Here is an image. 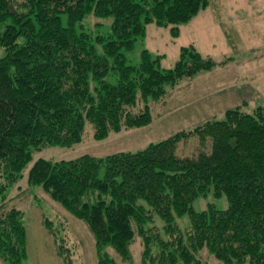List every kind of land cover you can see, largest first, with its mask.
<instances>
[{
	"label": "trees",
	"instance_id": "trees-1",
	"mask_svg": "<svg viewBox=\"0 0 264 264\" xmlns=\"http://www.w3.org/2000/svg\"><path fill=\"white\" fill-rule=\"evenodd\" d=\"M209 2L0 0V47L5 49L0 57V259L5 264H22L27 257L23 211L6 208L5 200L33 151L74 147L83 140L87 122L98 140L149 125L150 100L162 98L169 85L212 70L216 62L194 45L182 47L171 69H162L148 49L138 64H131L128 54L145 37L147 24L172 26L178 35L180 25ZM90 12L113 16L112 32L93 36L78 29ZM216 17L237 53L240 38L226 29L218 10ZM113 75L116 82L110 81ZM193 136L200 139V150L178 155L180 143ZM28 182L43 186L89 225L98 264H115L107 247L131 261L134 226L146 264H203L205 248L226 264H264L262 104L230 108L222 120L181 130L137 152L57 162L40 158ZM210 192L225 194L228 208L209 204L195 210L194 201ZM154 214L165 222L163 234L157 226L146 227ZM185 214L190 226L183 230L177 216Z\"/></svg>",
	"mask_w": 264,
	"mask_h": 264
},
{
	"label": "rangeland",
	"instance_id": "rangeland-1",
	"mask_svg": "<svg viewBox=\"0 0 264 264\" xmlns=\"http://www.w3.org/2000/svg\"><path fill=\"white\" fill-rule=\"evenodd\" d=\"M217 10L227 24L226 29L233 36L237 33L241 40L235 42L237 53L217 20ZM62 18L68 25L67 16ZM113 22V16L99 17L90 12L78 29L93 36L108 35L112 32ZM190 45L202 55L213 58L216 65L193 79H183L176 85L167 86V93L162 98L150 100L152 122L149 125L111 132L107 138L98 140L94 136L93 124L87 122L83 140L74 147L48 146L33 151L23 177L9 188L5 200L6 208L23 211L27 227V257L22 264L99 263L95 237L89 225L54 201L43 186L29 184L28 174L36 160L45 158L57 162L86 154L105 158L117 152H137L181 130H192L208 120H222L226 111L236 107L241 100H247L248 109L264 105V73H261L262 66L264 69V0H210L191 21L180 25L178 35L173 33L172 26L147 24L145 37L137 41L128 58L131 64H138L143 50L148 49L153 57H159L162 69H171L180 59L182 47ZM99 51H102L101 46ZM3 56L5 49L0 47V57ZM110 81L116 82V77L113 75ZM198 150L200 139L193 136L180 143L177 153L190 156ZM209 204L220 209L229 206L225 194L216 196L213 192L193 203L197 211L207 209ZM177 222L186 230L190 226L189 215L177 216ZM164 225L163 218L154 214L153 221L146 227L157 226L163 234ZM134 229L131 261L125 260L112 247L104 250L115 264H146L143 239L136 226ZM200 255L203 264H226L207 248ZM0 264L5 262L0 259Z\"/></svg>",
	"mask_w": 264,
	"mask_h": 264
},
{
	"label": "crops",
	"instance_id": "crops-1",
	"mask_svg": "<svg viewBox=\"0 0 264 264\" xmlns=\"http://www.w3.org/2000/svg\"><path fill=\"white\" fill-rule=\"evenodd\" d=\"M241 41V40H240ZM261 73L263 74L264 73V69H263V66L261 67ZM247 78V77H246ZM247 103V100L246 99H244V101L243 100H241L239 103H237V105L236 106H238V105H242L243 106V104H245V103Z\"/></svg>",
	"mask_w": 264,
	"mask_h": 264
}]
</instances>
